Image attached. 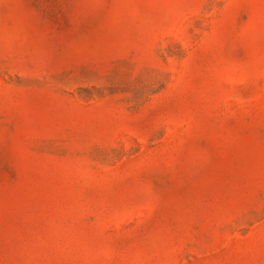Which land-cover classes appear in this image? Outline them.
<instances>
[{
	"label": "rangeland",
	"instance_id": "1",
	"mask_svg": "<svg viewBox=\"0 0 264 264\" xmlns=\"http://www.w3.org/2000/svg\"><path fill=\"white\" fill-rule=\"evenodd\" d=\"M0 264H264V0H0Z\"/></svg>",
	"mask_w": 264,
	"mask_h": 264
}]
</instances>
